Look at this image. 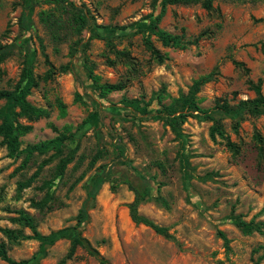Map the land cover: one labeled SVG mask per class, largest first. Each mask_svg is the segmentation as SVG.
<instances>
[{
	"label": "rangeland",
	"instance_id": "1",
	"mask_svg": "<svg viewBox=\"0 0 264 264\" xmlns=\"http://www.w3.org/2000/svg\"><path fill=\"white\" fill-rule=\"evenodd\" d=\"M202 1L167 5L158 22L171 33L204 34L180 49L161 46L148 32V16L158 9L151 0H0L2 42L21 33L16 19L27 7L28 27L21 35L38 80L27 100L48 111L33 121L17 118L29 126L19 137L17 154L9 155L0 145V227L31 235L30 227L10 220L23 210L40 235L65 229L37 264H97L79 247L63 259L95 168L107 179L81 233L108 264H264V229L244 234L231 219H264V115L241 120L233 132L230 118L212 114L236 144L232 155L221 139L209 137L212 120L182 108L190 95L202 108L218 98L232 103L252 97L248 81L259 80L264 89V0H209L210 9ZM77 13L86 20L79 34L73 20ZM146 41L163 55L161 62ZM23 51L0 63V89H11L17 81ZM67 63L73 73L58 70ZM88 68L98 83L119 82L123 88L99 96ZM209 71L210 80L194 90V81ZM132 99L138 108L124 102ZM170 102L188 114L174 131L140 110ZM57 132L66 135L62 144L31 153L22 164L24 149ZM255 134L263 139L261 154ZM73 145L71 162L56 178L58 159ZM117 176L148 184L138 212L165 227L169 236L130 221L127 205L133 193L115 181ZM217 231L227 238V247ZM1 241L12 259L29 258L40 243L36 238L9 240L0 232ZM0 264L6 262L0 259Z\"/></svg>",
	"mask_w": 264,
	"mask_h": 264
},
{
	"label": "trees",
	"instance_id": "2",
	"mask_svg": "<svg viewBox=\"0 0 264 264\" xmlns=\"http://www.w3.org/2000/svg\"><path fill=\"white\" fill-rule=\"evenodd\" d=\"M198 0H151L152 5L158 4V9L152 17L148 16V23L146 24L147 30L150 34L154 35L161 46H168L173 48H185L188 45L197 43L204 34L200 31L195 35H185L183 32L180 34L171 33L167 30L158 26V22L165 12V8L170 4H189L197 2ZM202 6L205 9H210V1H202ZM27 7H23L16 19V24L18 30L23 33L28 27L27 21ZM77 22L74 30L76 34L82 32L83 27L86 23L85 17L82 14L77 13L73 18ZM21 33L14 37L10 42H2L0 40V63L3 62L7 57H9L14 51L24 48L23 53V64L18 74V79L14 83L11 89H0V99H4V104L0 107V145H3L9 155H15L18 153L19 137L28 129V125L20 123L17 118H23L26 121H33L41 117H46L48 115L47 109L31 104L27 100V96L30 94L32 88L37 86V76L33 74L31 65L27 62L26 57L28 55L27 41ZM146 45L150 51V54L156 58L157 62L163 60V55H161L158 49L154 48L149 41H146ZM73 54V53H72ZM232 63L236 66H242L241 62L232 60ZM51 67V65L49 64ZM59 71H69L74 72V67L71 63L65 65H60L58 67ZM87 76L94 83L99 96H104L106 93L116 90H121L123 84L119 82H103L98 83L96 77L92 74L91 69H87ZM50 72H46V77ZM212 71H209L198 77L194 81V90H197L198 85L210 80ZM248 86L253 92L252 97H247L244 99H237L236 101L230 103L225 98L216 99L211 107L202 108L200 107L194 96L190 95L185 98L182 108H188L191 111L188 114L201 115L209 120H212V124L209 127V137L215 139L218 137L223 141L224 146L229 150V152L234 155L237 152L236 144L229 138V136L224 132L220 119L213 118L212 114H217L222 117H228L232 120L231 128L233 132H236V127L238 123L247 117H256L264 115V89L261 88L260 81L256 82L248 81ZM79 95H76V100L79 99ZM127 105L138 108L137 101L135 99L125 100ZM61 107L62 104L58 103ZM144 116L152 120H163L166 125L169 126L171 130H175L177 124L180 123L184 117L188 114L183 113L175 108L172 102L168 104H160L159 108L155 109H145L144 107L140 109ZM10 112V113H9ZM66 139V135L63 132H57L54 137L41 140L39 142L29 145L24 149L25 157L23 158L22 164L27 160V156L31 153L36 152L42 154L50 148H55L56 146L63 143ZM254 139L258 144V152L262 153L263 150V139L260 135L255 134ZM76 150V145H73L68 149L65 155L58 159L55 168V177L59 178L62 176L66 165L71 162L73 155ZM94 158L89 162L93 163ZM106 175L101 173L99 168H95L92 173L88 176L85 187H84V198L81 201L79 207L77 208L74 223L70 227L72 235L69 238V243L67 250L64 254L63 259H69L77 247L83 249L88 255L94 257L97 260V264H108L106 259L97 251V249L89 242V240L82 235V226L88 221V209L93 205L95 201V196L100 189L103 182L106 181ZM118 183L127 184L128 188L132 191V200L128 203V216L130 221L134 225H144L149 227L153 232L169 236L167 229L163 226L157 225L152 222L146 216L138 212V205L140 202L149 194V186L146 182L140 185H134L132 182L123 176H117L115 179ZM21 183L18 184L21 187ZM17 216L11 217L10 220L14 222H21L23 226H28L32 230L31 235H24L16 229H11L8 227H0V232L9 240H18L21 238H36L39 240L38 250L29 258L26 259H12L7 255V250L3 241L0 242V259L5 261L6 264H37L38 261L45 256L46 248L49 247L53 241L59 237L64 236L65 229H58L52 234L45 236L38 234L33 226L32 217L23 210H18ZM233 224L244 234L251 233L253 231L260 232L264 229V219L262 221L254 222L253 220L245 221L238 215L232 216ZM218 236L222 239L223 245L227 247V238L221 231H217Z\"/></svg>",
	"mask_w": 264,
	"mask_h": 264
}]
</instances>
